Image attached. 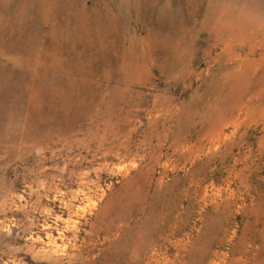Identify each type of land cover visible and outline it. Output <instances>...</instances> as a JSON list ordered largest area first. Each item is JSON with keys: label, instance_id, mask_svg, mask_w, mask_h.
Instances as JSON below:
<instances>
[{"label": "rangeland", "instance_id": "rangeland-1", "mask_svg": "<svg viewBox=\"0 0 264 264\" xmlns=\"http://www.w3.org/2000/svg\"><path fill=\"white\" fill-rule=\"evenodd\" d=\"M0 264H264V0H0Z\"/></svg>", "mask_w": 264, "mask_h": 264}]
</instances>
